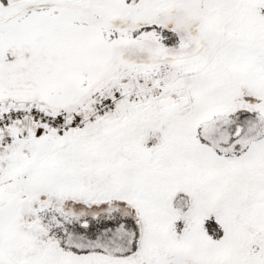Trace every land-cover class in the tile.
Returning <instances> with one entry per match:
<instances>
[{"label": "rangeland", "instance_id": "obj_1", "mask_svg": "<svg viewBox=\"0 0 264 264\" xmlns=\"http://www.w3.org/2000/svg\"><path fill=\"white\" fill-rule=\"evenodd\" d=\"M36 7L130 24L121 18L187 9L206 20L212 50L207 64H116L76 110L87 118L113 98L115 118L9 131L0 264H264V201L249 205L251 175L264 176V0H0V25ZM64 197L78 201L61 211Z\"/></svg>", "mask_w": 264, "mask_h": 264}, {"label": "water", "instance_id": "obj_2", "mask_svg": "<svg viewBox=\"0 0 264 264\" xmlns=\"http://www.w3.org/2000/svg\"><path fill=\"white\" fill-rule=\"evenodd\" d=\"M83 14L36 7L0 25V101L33 100L53 111L76 110L106 80L116 49L159 41L154 30L134 37L128 28L112 32L110 24L84 20ZM159 52V60L172 59L164 55L166 48ZM14 56L26 58L19 75L9 60Z\"/></svg>", "mask_w": 264, "mask_h": 264}, {"label": "flooded vegetation", "instance_id": "obj_3", "mask_svg": "<svg viewBox=\"0 0 264 264\" xmlns=\"http://www.w3.org/2000/svg\"><path fill=\"white\" fill-rule=\"evenodd\" d=\"M178 10V8L176 9ZM184 14L189 13L187 9L183 11ZM84 20H94L101 24H110L111 31L114 32L117 28H128L134 33V37L143 34L144 32H150L154 30L157 34V43L155 41H144L140 44H133L125 49L115 50L113 61L109 68L108 73H112L113 69L117 65L128 64L131 67L136 66H164L171 65L176 66L186 62L196 61L207 64V57L211 53V47L209 45L208 35L206 33V27L204 25H193L191 20L198 18L194 17L192 13L190 16H178L176 13L168 17L150 18L140 16L138 18H121V20H134L131 24L125 23H104L99 20H104L97 17L93 13L83 12ZM179 13V12H178ZM120 19V18H119ZM200 19V18H199ZM203 19V18H201ZM118 20V19H109ZM184 20H190L189 23H184ZM166 48L167 52L165 56H171L169 60H159L161 57L160 48ZM163 55V57H164ZM9 60L15 63V74L19 75L21 70L26 66L25 60L18 58L17 56L9 57ZM24 62V63H23ZM117 64V65H116ZM22 65L21 67H19ZM25 73V71L23 70ZM232 103L235 104L236 100ZM239 100V99H238ZM233 104V105H234Z\"/></svg>", "mask_w": 264, "mask_h": 264}, {"label": "built area", "instance_id": "obj_4", "mask_svg": "<svg viewBox=\"0 0 264 264\" xmlns=\"http://www.w3.org/2000/svg\"><path fill=\"white\" fill-rule=\"evenodd\" d=\"M115 102L113 98H102L96 105L95 113L85 118L80 114H65L49 111L45 108L26 107L25 105L10 104L0 110V152L7 149L11 139L7 132L15 125L30 120L36 124L40 131L49 129L53 132L75 131L83 127L87 122H93L98 116H106L114 112Z\"/></svg>", "mask_w": 264, "mask_h": 264}, {"label": "crops", "instance_id": "obj_5", "mask_svg": "<svg viewBox=\"0 0 264 264\" xmlns=\"http://www.w3.org/2000/svg\"><path fill=\"white\" fill-rule=\"evenodd\" d=\"M114 116V118L115 117H117L118 116V114H115V115H113ZM92 126V125H91ZM13 128H18L22 133L21 134H24V133H26V132H28V131H31V130H34L35 131V134L36 135H39L38 134V132L40 131L38 128H37V126H35V125H33L31 122H29V121H25L23 124H20V125H17V127H13ZM13 128L11 129V130H13ZM88 128V127H87ZM86 127L82 130V131H90L91 129H93V127H90L89 129H87ZM11 130H10V132H11ZM10 132L7 134L9 137H10ZM44 134H46L47 133V130H45V131H42ZM40 133V132H39ZM43 133H41V134H43ZM40 134V135H41ZM11 139V138H10ZM11 143V142H10ZM10 147V146H9ZM9 150V148L7 149V151ZM7 151H4L5 153L7 152ZM4 152H2V153H0V155L2 154H4ZM251 176H260V177H258V180L257 179H255V183L251 186V191H249V193H250V198H251V196H252V199H251V201H249L250 203H249V205H251L252 203H254V202H263L264 201V190H261V189H259V187L260 186H262V187H264V176H261V175H257V174H254V175H251ZM261 184V185H260ZM257 191H259L260 193L259 194H257ZM251 193L253 194V195H251ZM250 200V199H249ZM255 208H257V213H259V216H258V218H257V220L260 222V225H259V227L262 229H264V207H261V206H259L258 204H257V206L255 207ZM261 235H263V234H261V232H260V236Z\"/></svg>", "mask_w": 264, "mask_h": 264}, {"label": "trees", "instance_id": "obj_6", "mask_svg": "<svg viewBox=\"0 0 264 264\" xmlns=\"http://www.w3.org/2000/svg\"><path fill=\"white\" fill-rule=\"evenodd\" d=\"M187 14V16H190L191 15V12L190 13H186ZM185 14V15H186ZM202 15L201 14H195V16L194 17H196V18H200ZM189 21L190 20H184V23H189ZM205 21L206 20H198V19H196V20H191L190 21V23L192 24V26L193 25H198V24H200V25H205ZM100 22V21H99ZM123 23V22H122ZM125 24H127L126 22H125ZM102 87H104L103 85H102ZM105 88V87H104ZM112 95V94H111ZM253 109H252V113H253ZM112 116V114H109L108 116ZM252 116H253V114H251ZM107 116V117H108ZM107 117H104V118H107ZM100 119V118H99ZM255 122H258V120H256ZM259 124H260V122H258V124H254V128L255 129H257V130H255V131H253V133H259L261 130H260V126H259ZM33 125H35V124H33ZM257 125V126H256ZM36 126V125H35ZM53 134L50 130H47V134ZM62 134L64 133V132H61ZM261 137V134L259 133V136L256 134V138L255 139H257V138H260ZM254 139V138H253ZM4 152V151H3ZM81 197H79V199H80ZM63 200H64V202L66 201V206H63V209H61V211L62 210H64V209H67L68 207L67 206H69L70 205V201L71 202H74V203H76L78 200H74V199H71V198H67V197H64L63 198ZM82 200V199H81ZM81 202H83V201H81ZM54 204V202L53 203H51L50 205H53ZM48 206V207H45L44 209H50V208H52L53 210H54V205L53 206ZM60 210V209H59ZM55 211V210H54ZM58 211V210H57ZM39 213H40V217H41V220L43 221V219H42V210H39L38 212H37V217H38V220H36V218H35V220H36V222L37 223H39V225H41V220H40V218H39ZM64 213V212H63ZM165 257H167L168 256V254H165L164 255ZM169 257V259H172L173 260V256L172 257H170V256H168ZM167 260H168V258H167Z\"/></svg>", "mask_w": 264, "mask_h": 264}]
</instances>
